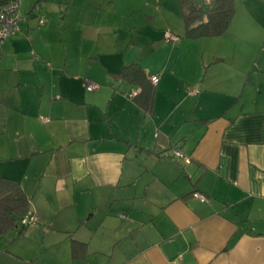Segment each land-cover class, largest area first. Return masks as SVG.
<instances>
[{"label":"crops","instance_id":"0c3cea01","mask_svg":"<svg viewBox=\"0 0 264 264\" xmlns=\"http://www.w3.org/2000/svg\"><path fill=\"white\" fill-rule=\"evenodd\" d=\"M83 2L140 12L134 28L152 53L166 48V32L180 38L179 0ZM166 43L148 64L108 53L103 78L36 65L26 34L0 44V175L20 182L43 230L68 233V244L51 248L67 245L70 255L37 263L0 244V264H264V82L250 88L232 67L217 79L204 62L199 72L176 68L184 44ZM216 56L211 63L224 62ZM135 62L159 76L152 113L129 96L140 88L116 74ZM71 207L55 224L51 216ZM71 238L87 243L85 259L72 260Z\"/></svg>","mask_w":264,"mask_h":264},{"label":"rangeland","instance_id":"374dc122","mask_svg":"<svg viewBox=\"0 0 264 264\" xmlns=\"http://www.w3.org/2000/svg\"><path fill=\"white\" fill-rule=\"evenodd\" d=\"M261 4L258 7L245 0H235L236 12L239 15L235 16L234 22L230 23L222 37L190 38L186 35L183 21L178 15L176 26L180 27V31L174 32L181 39L171 43H176L178 46L183 42L184 45L175 67L184 65L186 71L190 72L188 66L191 65V70L202 66L203 62L205 67L216 65L217 68L212 70L215 72L214 75H217V79L224 74L222 68L227 70L232 67L230 72L234 70L242 72L233 76L238 77L242 83L248 82L250 88H256L257 84L264 82V3ZM251 10H254V13L247 15ZM21 11L23 14L29 13L31 17L22 22V25L19 24L16 33L26 34L31 40L34 53L38 54H35L38 56L36 65H46L41 61L49 60L51 67H59L57 73L66 66L68 73H78L81 78L90 74L103 78L104 67L100 60L107 61L108 53H111L110 57L113 58L117 55V51V56L123 60L137 58L142 63L148 64L170 45L165 42L166 48L162 51L157 53L149 51L148 43L143 42L139 32L134 28L135 25H141L140 22L143 20L138 11L123 14L126 13L123 10L100 8L95 3L84 6L83 0H72V2L71 0H22ZM238 16L241 18L238 19ZM253 18L257 20H252ZM40 21L44 23L40 24ZM236 29H238L237 33H235ZM215 55L224 58V62L211 63ZM199 70L200 67L195 71L199 72ZM203 74L201 72L199 77L201 78ZM105 83L112 86L109 77L105 78ZM70 210L65 214L62 211V216L60 213L56 216L52 215L51 217H55L56 220L54 223L57 224L61 218L63 222H68L69 212L75 211L73 207ZM37 225L31 222L21 233V225L10 230L4 238L0 237L1 248L15 255L33 258L37 263L50 262L54 259L62 261L66 257L69 258V262L67 245H64V249L58 246L59 251L51 248V243L55 240L61 244L63 242L68 244V240H64L68 233L57 232L55 228L57 229L58 226L55 225L53 229L46 231L41 228L43 225ZM72 228L76 226L73 225ZM72 235L75 237L74 234Z\"/></svg>","mask_w":264,"mask_h":264},{"label":"trees","instance_id":"16d2710c","mask_svg":"<svg viewBox=\"0 0 264 264\" xmlns=\"http://www.w3.org/2000/svg\"><path fill=\"white\" fill-rule=\"evenodd\" d=\"M235 9V0H204V4H199L196 0H179L180 17L185 33L190 38L224 35ZM116 74L125 82L140 88L133 98L145 112L152 113L156 87L150 82L140 64L135 62L125 65ZM194 192L185 195H193ZM29 213L35 215L30 212V197L20 182L0 175V237L4 238L10 230L19 225L22 227L21 233L31 223L22 221ZM37 221L36 217L35 222ZM70 250L72 260L85 259L88 255L87 243L74 238L70 239Z\"/></svg>","mask_w":264,"mask_h":264},{"label":"built area","instance_id":"2783aa9c","mask_svg":"<svg viewBox=\"0 0 264 264\" xmlns=\"http://www.w3.org/2000/svg\"><path fill=\"white\" fill-rule=\"evenodd\" d=\"M25 16L21 11V0H0V44L8 37L14 35L19 30V24L24 20ZM44 21H40L43 24ZM180 38L174 34L166 32L164 34L163 40L165 42H176ZM149 80L153 85H156L159 81L158 75H149ZM85 88L88 91H94L98 86L89 80H84ZM189 94L195 95L197 93L196 88H189ZM138 93V90L132 89L129 93L130 97H134ZM175 157L183 158L186 162H189V157L185 156L181 151L175 150ZM193 197L198 199L200 202L208 201V197L201 192H194ZM23 222H35L36 215H31L30 213L23 217Z\"/></svg>","mask_w":264,"mask_h":264}]
</instances>
